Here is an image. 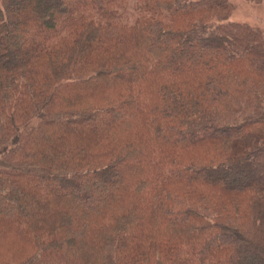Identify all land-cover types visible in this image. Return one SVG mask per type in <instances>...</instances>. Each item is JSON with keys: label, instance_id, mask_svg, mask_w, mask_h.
<instances>
[{"label": "trees", "instance_id": "1", "mask_svg": "<svg viewBox=\"0 0 264 264\" xmlns=\"http://www.w3.org/2000/svg\"><path fill=\"white\" fill-rule=\"evenodd\" d=\"M231 12L0 0V264H264V35Z\"/></svg>", "mask_w": 264, "mask_h": 264}, {"label": "rangeland", "instance_id": "2", "mask_svg": "<svg viewBox=\"0 0 264 264\" xmlns=\"http://www.w3.org/2000/svg\"><path fill=\"white\" fill-rule=\"evenodd\" d=\"M232 4L231 21L243 22L258 28L264 35V6L248 0H229ZM125 15L128 20L135 16V12L126 6ZM252 262V260H251Z\"/></svg>", "mask_w": 264, "mask_h": 264}]
</instances>
